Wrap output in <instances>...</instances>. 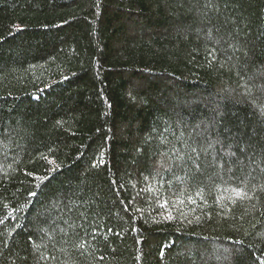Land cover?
I'll return each mask as SVG.
<instances>
[{"label": "trees", "instance_id": "16d2710c", "mask_svg": "<svg viewBox=\"0 0 264 264\" xmlns=\"http://www.w3.org/2000/svg\"><path fill=\"white\" fill-rule=\"evenodd\" d=\"M206 4L0 0V264H264V0Z\"/></svg>", "mask_w": 264, "mask_h": 264}, {"label": "snow or ice", "instance_id": "6c2138e0", "mask_svg": "<svg viewBox=\"0 0 264 264\" xmlns=\"http://www.w3.org/2000/svg\"><path fill=\"white\" fill-rule=\"evenodd\" d=\"M206 6L208 7H215V5L213 4V0H207V4ZM210 35V33H209ZM229 47H233V45H229ZM239 49H236V51H238ZM213 52H215V50H212ZM217 56L219 57H223L224 55H226V50H220V52L216 53ZM245 56H247V53H245ZM229 59H231V57H228ZM221 68H223V64L220 65ZM236 75L239 77L241 83L238 85V87L241 89L240 95L244 96V97H249V96H254L255 93L253 92V89H256L261 95H264V71H261L259 73L258 76H249L246 77L244 75H241L239 72H236ZM137 87H142V85H137ZM261 111L262 113H264V106L261 107ZM217 143H219V141H217ZM209 147H213V145H209ZM241 152L245 151V149H240ZM192 152H196V148L193 147L192 148ZM225 156H232V157H236V160L233 161V163H237L239 161V157L236 156V152H226L224 154ZM100 157L101 159L99 160L98 164H103V152L100 153ZM44 159H46V157H42ZM98 164H93L92 167H97ZM197 168H199V165H197ZM229 172H232L233 169L229 168L228 169ZM262 172H264V169H261ZM250 175V174H249ZM237 179L239 180V184L236 187H233L231 190L232 192L235 193V196L240 199V200H244L245 198L248 200L253 199V196L255 194L256 191H260L262 193H264V184L261 185H255L253 184L251 186V188H249V183L250 181L248 180L247 176L244 177H237ZM142 191H151V189H143ZM249 191H251L253 193V195H249ZM32 195H36L35 193H32ZM137 195H139V193H137ZM194 202V201H193ZM233 203H235L236 201L233 200ZM161 207H163V205H161ZM168 219H171L172 217L169 216L167 217ZM135 230V229H133ZM109 233H112L113 230L111 228L108 229ZM114 235L119 236L120 233H113ZM95 235H93V239H95ZM104 240L105 242L108 241V236L104 235ZM87 241L83 240V238H81V240L75 245L77 250H81L85 248ZM115 249H113L114 251ZM161 255H163V252H161ZM101 259H103V257H101ZM137 259L139 260L140 257H137Z\"/></svg>", "mask_w": 264, "mask_h": 264}]
</instances>
